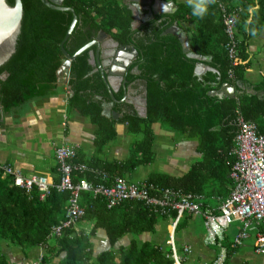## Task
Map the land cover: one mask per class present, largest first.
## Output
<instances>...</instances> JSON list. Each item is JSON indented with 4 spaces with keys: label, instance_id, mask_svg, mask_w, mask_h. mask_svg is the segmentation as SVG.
Here are the masks:
<instances>
[{
    "label": "trees",
    "instance_id": "1",
    "mask_svg": "<svg viewBox=\"0 0 264 264\" xmlns=\"http://www.w3.org/2000/svg\"><path fill=\"white\" fill-rule=\"evenodd\" d=\"M6 1L13 3V0ZM21 2L25 12L15 53L0 67V107L4 113L37 95L40 87L57 81V71L65 61L61 43L73 19L71 12L49 9L41 0ZM61 7L72 9L77 18L71 35L63 42L68 55H74L99 31H104L119 45L133 44L137 49L139 61L129 67L128 73L137 67L139 74H128L127 80L139 78L147 90L144 117L123 115L117 121L105 118L101 115V102L92 100L96 95L108 100L104 82L98 72L93 73L94 67L90 64L94 46L70 63L69 105L98 126V145L114 138V126L118 122L126 124L130 133L140 136L132 144L130 157L125 162L103 163L97 157L85 162L76 153L74 163H84L108 177L103 182L101 175L93 172L76 173L73 181L77 183L83 177L93 185H109L116 178L129 181L134 170L152 162V126L160 124L175 135L197 141L202 159L181 177L150 174L138 183L150 197L161 199L167 190L180 191L186 196H202L203 206H217L233 187L229 175L236 161L235 121L241 117L254 124L258 134L264 135V77L253 85L251 93L243 91L231 98L217 95L224 85L236 88L237 83H246V67L242 64L247 59V41L264 30V0H215L203 18L194 16L191 8L181 3L176 5L174 13L156 16L136 30H132V12L122 0H63ZM225 16L234 17L235 22L232 56ZM175 23L186 30L191 52L201 60L209 58L202 63L215 72L207 71L200 78L194 74L198 60L183 53L176 35L163 34ZM69 197V192L53 190L40 199L36 187L30 191L19 188L0 169V264H14L12 252L19 251L26 257L40 247L43 252L38 264H174L167 243L169 237L163 243L144 240V237L155 235L160 221L171 223L176 217L175 210L167 207L161 212V208L153 210L136 201L108 209L104 198L83 192L79 204L84 208V217L59 237L50 238L52 228L64 221ZM191 217L195 216L185 214L180 219L175 241ZM82 223L88 226V231L77 229ZM98 231L104 234L107 247L97 253L93 238ZM127 236L129 243L120 245ZM175 247L182 255L183 246L176 241ZM206 247H214L219 253L217 246ZM193 253L191 249L189 264L212 261H202ZM227 259L228 253L224 264Z\"/></svg>",
    "mask_w": 264,
    "mask_h": 264
},
{
    "label": "crops",
    "instance_id": "2",
    "mask_svg": "<svg viewBox=\"0 0 264 264\" xmlns=\"http://www.w3.org/2000/svg\"><path fill=\"white\" fill-rule=\"evenodd\" d=\"M160 1L166 4L170 3L175 11L176 5L183 3L181 0ZM174 25L177 30L176 34H184L189 43L190 38L186 30L180 29L177 23ZM246 49L247 59L242 64L246 67V83H237L236 88L230 85L234 92L233 97L243 91L251 93L253 85L259 83L264 77V30L260 31L257 36L249 38ZM203 60H209V58L202 59L201 62ZM58 71L57 81L54 84L40 87L37 95L23 104L17 105L5 113L0 107V163L18 169L25 177L44 176L49 183H56L59 180V175L54 154L55 149L61 145H78L76 153L85 162H91L95 157L103 163H120L128 160L132 144L140 136L130 133L126 124L118 122L114 126V138L105 142L104 145H98L100 142L98 126L70 107L69 99L72 92L68 85L69 76L66 77ZM128 74H135V72L132 70ZM2 77L5 78V75ZM128 89L127 96L130 102H124V104L130 107L131 111H116L113 108L114 112L118 114L116 118H112L113 120H120L123 115L137 114L131 101L140 105L142 111L146 107L145 82L137 78L128 85ZM106 91L108 100L101 96H98L99 99L97 96H93L92 100L101 103L110 102L107 88ZM143 112V116H138L144 117L146 111ZM152 132L154 135L152 148L154 158L150 164L134 170L127 182L144 181L150 174L181 177L193 165L201 161L202 154L198 150L197 141L183 135H175L160 124H153ZM157 153L159 155L166 154L164 155L165 161L162 160L163 156L158 155L157 157ZM175 157L180 162L175 161ZM81 225L78 224V230L85 228L88 231L86 224L82 223ZM241 227L242 224L236 221L224 234L222 246L228 253L226 264H264V255L254 252L255 236L262 231V227L256 223L251 224L248 238L241 245L234 246L233 240ZM156 228V234L147 235L144 240L163 243L169 235V222L160 221ZM204 234L202 220L199 217H191L188 224H185L184 228L176 235V241L183 247L190 246L194 251L195 258L199 256L202 261H210L216 257L218 250L214 247L204 246ZM129 240L130 238L127 236L119 244L126 245ZM93 243L97 253L107 247V240L101 231L96 233ZM42 252L43 248L41 247L28 253L26 257L19 251L12 252V261L14 264H30Z\"/></svg>",
    "mask_w": 264,
    "mask_h": 264
},
{
    "label": "built area",
    "instance_id": "3",
    "mask_svg": "<svg viewBox=\"0 0 264 264\" xmlns=\"http://www.w3.org/2000/svg\"><path fill=\"white\" fill-rule=\"evenodd\" d=\"M224 25L231 41L228 49L232 56L235 53L234 17L225 16ZM235 125L238 129L235 138L236 147L233 151L236 161L229 175L233 187L229 195L215 207L203 206L202 196H186L180 191L167 190L161 199L150 197L144 186L139 183H127L119 178L114 179L109 185L105 183L93 185L85 177L76 183L73 181V174L76 173L84 175L93 172L101 175L103 182L108 177L104 172L73 162L78 145H61L55 149L54 156L59 174V181L56 183H49L44 176L25 177L18 169L1 163L0 169L4 176L13 178L15 186L26 191L36 187L40 191V199L49 196L53 190L58 193L69 192L70 197L64 221L52 228L50 238L59 237L64 230L75 227L77 222L84 217L85 211L80 206L79 199L81 193L89 192L94 197L104 198L108 209L123 202L136 201L144 203L153 210L161 208V212H164L167 207L175 210L176 217L169 223L167 242L172 250L174 264H189L191 256L190 246L183 247L182 255L178 254L175 247V230L180 219L185 214L201 218L205 230L204 245L217 246L220 249L211 262L201 264H224L227 257V251L222 246L224 234L236 221H239L242 227L234 238L233 245H241L248 238L251 224L256 223L262 226L263 230L255 236L254 252L264 255V135L258 134L256 126L243 121L241 117L237 118ZM40 261L41 254L31 264H38Z\"/></svg>",
    "mask_w": 264,
    "mask_h": 264
},
{
    "label": "water",
    "instance_id": "4",
    "mask_svg": "<svg viewBox=\"0 0 264 264\" xmlns=\"http://www.w3.org/2000/svg\"><path fill=\"white\" fill-rule=\"evenodd\" d=\"M41 2L52 10H60V11H68L73 14V19L70 24V27L65 35L63 40L66 41L71 35L75 24L77 23V18L74 15L72 9H67L61 7L63 0H41ZM128 8L131 10L134 21L132 22V29H136L140 26L142 21H146L152 19L154 15H168L174 13L175 9H172V5L166 4L165 2H161L160 0H122ZM142 11L147 12L145 16H142ZM24 8L22 6L21 0H13V3H10L6 0H0V67L5 65L12 55L15 53L17 39L21 32V27L24 18ZM177 33L175 25L167 29L163 34H174L178 37L183 53L191 59L198 60V63L195 66L194 74L200 77L203 73L207 71H213L208 66H205L201 59L196 56L193 52H191L188 40L186 36L182 33ZM109 41L107 35L104 32H99L96 39L88 43L79 49L74 55H68L63 47V42L61 43V52L65 58V61L61 65L58 73H63L66 77L69 76V67L70 63L83 51L94 46L96 48L95 52L90 54V64L95 66L93 73L99 72L102 80L108 90L109 96L112 99V102L115 103L113 94L117 92L119 86H123L126 84L125 75L127 73V68L130 66V59L128 60L125 55H123V51L118 50L117 58L114 59V63L112 65L109 60V54L103 55V47L107 46V42ZM117 46L116 43H112L109 47ZM137 51L133 49L131 51L132 56L137 55ZM130 57V56H129ZM131 58V57H130ZM113 66V68L118 69L115 70L113 68L109 69V74L105 71L106 67ZM136 71L137 68H134ZM222 94L231 98L234 96L233 89L230 85H224L222 87V92L220 91L217 95L222 97ZM100 97H98L99 99ZM113 103H103L102 104V112L101 115L106 118H116L118 114L114 112L112 109ZM146 104V100H145ZM140 111H142L140 109ZM146 111V107L143 109ZM142 111V112H143ZM143 112V113H144ZM140 116H143L141 114Z\"/></svg>",
    "mask_w": 264,
    "mask_h": 264
},
{
    "label": "flooded vegetation",
    "instance_id": "5",
    "mask_svg": "<svg viewBox=\"0 0 264 264\" xmlns=\"http://www.w3.org/2000/svg\"><path fill=\"white\" fill-rule=\"evenodd\" d=\"M146 14H147V12L142 11V16H145ZM155 17H156V15H154L152 19H154ZM152 19H149V20H146V21H142L141 24H140V26L143 23H146L147 21H150ZM138 28H136V29H138ZM136 29H132V30H136ZM101 32H104V31H101ZM97 35L93 38V40L96 39ZM106 35H107L109 41L107 42V46L106 47H103V51H104L103 52V55L109 54V58H110L109 60L111 61L112 65L115 62L114 59L117 58L118 50L119 51H123V55L127 56V57H124V58H127L128 60L130 59V61H132V63H130V65L133 64V63H135V62H138L139 61L138 60V53L135 56H132V54H131V51L133 49H135L137 51V49L134 47L133 44H131V46L128 45L126 47H123V46L119 45L114 39H112L108 34H106ZM93 40H91V41H93ZM112 43H116L117 46H115V47L114 46L113 47H109ZM95 50H96V48L94 47V52H95ZM112 65L111 66H108L106 68L105 71H107V73L109 72V69L113 68ZM116 68L119 69V67H116ZM113 69H115V68H113ZM118 69H115V70H118ZM125 79H126V84H124L123 86L122 85L119 86L118 89H117V92L113 94L114 100H116V102L113 103L111 98H110L111 99L110 102H106V103H113L112 109L115 108L116 111H120V110H122V111H125V110L131 111V108L128 107L127 105H125L124 102H126V103L130 102L129 101V97L127 96V94L129 93L128 85L131 84L133 80L128 81L129 79L128 80H127V78H125ZM134 103L135 102H132L131 101V105H133V107L136 108L137 114L138 115H141L142 114V111H140V109H141L140 105L138 106L137 103H135V105H134Z\"/></svg>",
    "mask_w": 264,
    "mask_h": 264
},
{
    "label": "clouds",
    "instance_id": "6",
    "mask_svg": "<svg viewBox=\"0 0 264 264\" xmlns=\"http://www.w3.org/2000/svg\"><path fill=\"white\" fill-rule=\"evenodd\" d=\"M215 3V0H187V5L191 8L192 10V14L196 17H200L203 18L209 11V7ZM65 59V58H64ZM63 64V63H62ZM132 65V64H131ZM130 65V66H131ZM127 68V73L125 75V78H127L128 72H129V67ZM95 69V66H93ZM107 68V67H106ZM105 68V69H106ZM137 68V67H134ZM132 69L135 74H139V70L137 68L138 71H136L135 69ZM211 69V68H210ZM131 70V71H132ZM130 71V72H131ZM96 73V72H95ZM99 73V72H98ZM101 76V75H100ZM104 82V81H103ZM105 85V84H104ZM98 97V95H96ZM106 103V102H105ZM103 104V103H101ZM42 254V253H40Z\"/></svg>",
    "mask_w": 264,
    "mask_h": 264
},
{
    "label": "rangeland",
    "instance_id": "7",
    "mask_svg": "<svg viewBox=\"0 0 264 264\" xmlns=\"http://www.w3.org/2000/svg\"><path fill=\"white\" fill-rule=\"evenodd\" d=\"M181 2H183V3H184V2L187 3V0H181ZM163 154H164V153H163ZM158 155H159V153H157V157H158ZM164 155H166V154H164ZM164 155H159V156H163V157H162V160H163V161H165V159H166V157H165ZM177 159H178V158H176V157L174 158L175 161H178ZM181 161H182V160H181ZM183 161H184V160H183ZM178 162H180V161H178ZM141 171H142V170H141ZM178 254L181 255L180 252H178Z\"/></svg>",
    "mask_w": 264,
    "mask_h": 264
}]
</instances>
